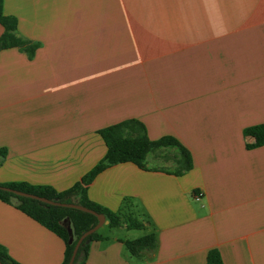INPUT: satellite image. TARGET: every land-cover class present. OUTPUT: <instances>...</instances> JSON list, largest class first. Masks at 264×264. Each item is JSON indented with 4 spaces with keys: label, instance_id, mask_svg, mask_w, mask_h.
Masks as SVG:
<instances>
[{
    "label": "crops",
    "instance_id": "1",
    "mask_svg": "<svg viewBox=\"0 0 264 264\" xmlns=\"http://www.w3.org/2000/svg\"><path fill=\"white\" fill-rule=\"evenodd\" d=\"M2 11L36 48L0 49V184L66 190L104 156L98 131L136 118L150 139L175 137L192 167L175 174L149 153L146 168L99 171L86 196L119 224L105 217L83 264H205L210 248L223 264H264V145L247 148L243 133L264 123V0H2ZM148 233L156 247L130 253L124 240ZM0 246L19 264L64 257L56 233L2 200Z\"/></svg>",
    "mask_w": 264,
    "mask_h": 264
},
{
    "label": "trees",
    "instance_id": "2",
    "mask_svg": "<svg viewBox=\"0 0 264 264\" xmlns=\"http://www.w3.org/2000/svg\"><path fill=\"white\" fill-rule=\"evenodd\" d=\"M0 24L3 32L0 35V49L7 47L23 48L32 54L36 44L16 33V18L13 15L4 14L2 11V0H0ZM98 133L106 145L104 156L88 171L81 180L66 190L57 191L47 185H32L26 182H8L0 185L32 193L50 200L66 203H78L103 213L109 220L110 225H118L119 217L108 209L88 200L86 196V185L92 178L107 166L130 161L141 168H146L145 158L149 153L167 146L175 148V164L173 172L181 174L192 167V156L175 137L165 135L158 139H150L146 133L144 123L136 118L122 120L101 128ZM244 136L251 138L246 142V147L264 145V123L250 125L244 128ZM6 151L0 148V158L4 157ZM0 200L13 204L26 215L30 216L46 228L56 233L64 242V257L60 264H67L71 256L77 238L88 228L97 222V217L89 212L73 207L59 206L39 201L35 198L16 195L10 191L0 189ZM67 225L70 226L68 230ZM143 223L131 220L128 227H142ZM102 239V236L94 231L88 234L78 246L73 264H83L87 252L88 241ZM130 253L137 254L152 251L156 247L153 233H148L131 240H124ZM0 262L2 264H19L13 261L0 246ZM205 264H223L220 252L217 248H210L206 253Z\"/></svg>",
    "mask_w": 264,
    "mask_h": 264
},
{
    "label": "water",
    "instance_id": "3",
    "mask_svg": "<svg viewBox=\"0 0 264 264\" xmlns=\"http://www.w3.org/2000/svg\"><path fill=\"white\" fill-rule=\"evenodd\" d=\"M0 189L2 190H7V191H10L16 195H20V196H26V197H31V198H35L39 201H43V202H46L48 204H52V205H59V206H66V207H73V208H77V209H80L82 211H85V212H89L91 214H94L96 217H97V222L96 224H94L92 227L88 228L87 230H85L76 240L75 244H74V247H73V250H72V253H71V256L69 258V261L67 264H73V260H74V257H75V254L77 252V249H78V246L80 245V243L82 242V240L90 233L94 232L98 227H100L102 224L104 223H107L108 220L105 218L104 214L103 213H100V212H97L91 208H88L86 206H83V205H80L78 203H66V202H59L57 200H50V199H47L45 197H42V196H38V195H35V194H32V193H28V192H23V191H20V190H17V189H13V188H10V187H7V186H3V185H0ZM0 264H2L0 262Z\"/></svg>",
    "mask_w": 264,
    "mask_h": 264
},
{
    "label": "rangeland",
    "instance_id": "4",
    "mask_svg": "<svg viewBox=\"0 0 264 264\" xmlns=\"http://www.w3.org/2000/svg\"><path fill=\"white\" fill-rule=\"evenodd\" d=\"M176 153L177 151L175 148L167 146L164 149L157 150L155 154H157L158 157L153 158L150 161L154 165H162L168 169H173L177 165L174 162Z\"/></svg>",
    "mask_w": 264,
    "mask_h": 264
}]
</instances>
